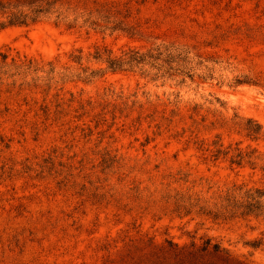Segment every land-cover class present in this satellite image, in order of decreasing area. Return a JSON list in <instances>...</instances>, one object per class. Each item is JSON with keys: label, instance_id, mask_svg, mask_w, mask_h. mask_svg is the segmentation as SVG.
I'll use <instances>...</instances> for the list:
<instances>
[{"label": "rangeland", "instance_id": "rangeland-1", "mask_svg": "<svg viewBox=\"0 0 264 264\" xmlns=\"http://www.w3.org/2000/svg\"><path fill=\"white\" fill-rule=\"evenodd\" d=\"M92 1L127 5L117 20L137 33L54 17L0 29V264H264V222L160 202L264 189V156L255 170L229 162L235 148L264 155V0ZM158 46L194 48L193 80L107 69L108 52ZM215 142L229 153L214 161Z\"/></svg>", "mask_w": 264, "mask_h": 264}, {"label": "trees", "instance_id": "trees-1", "mask_svg": "<svg viewBox=\"0 0 264 264\" xmlns=\"http://www.w3.org/2000/svg\"><path fill=\"white\" fill-rule=\"evenodd\" d=\"M145 0H142L144 2ZM174 1V0H169ZM127 6V5H126ZM114 3H97L90 0H0V29L8 26H31L41 22L43 19L54 17L55 23L66 24L67 28H91L110 30L114 32L120 30L135 35V27H128L117 20V17L124 12L130 15V8ZM249 32H255L248 29ZM191 47L158 46L145 52L139 50H126L119 57H112L108 52L105 63L110 71H134L138 70L145 75H152V80L171 79L177 84L185 83L186 79L193 80L194 73L190 67L192 51ZM107 53V52H104ZM103 53L97 51L94 59H101ZM201 59L200 56L194 55ZM32 65L30 61L28 68ZM21 68V67H18ZM149 70L155 71L153 74ZM97 72H91L88 76L93 77ZM87 77H85L86 79ZM251 84L257 82L247 77L234 80V85ZM247 138L257 141L261 136V127L254 121L248 120L243 127ZM197 149L206 152L203 142H197ZM214 151L211 157L215 160L220 155L226 156L229 151L223 152L221 145L213 143ZM234 155L230 157V164L242 167L249 164L253 170L262 160L263 154L256 150L245 152L239 148L234 149ZM259 170L264 175V165L259 166ZM62 182V181H61ZM162 202L171 214L178 217L190 215L203 216L213 221L231 222L235 220H255L264 222V189L259 187H247L245 185H232L217 194L216 197L203 201L193 197L187 191H166L160 195ZM260 243H253L252 247L258 248ZM207 246L201 249L207 251ZM218 247L213 246L212 252H218ZM180 254V253H179ZM190 258L197 255L189 252Z\"/></svg>", "mask_w": 264, "mask_h": 264}]
</instances>
